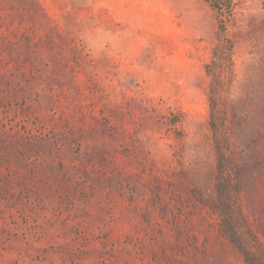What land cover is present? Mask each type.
<instances>
[{
    "label": "rangeland",
    "instance_id": "obj_1",
    "mask_svg": "<svg viewBox=\"0 0 264 264\" xmlns=\"http://www.w3.org/2000/svg\"><path fill=\"white\" fill-rule=\"evenodd\" d=\"M232 1L0 0V264H246L228 204L264 249V0Z\"/></svg>",
    "mask_w": 264,
    "mask_h": 264
},
{
    "label": "trees",
    "instance_id": "obj_2",
    "mask_svg": "<svg viewBox=\"0 0 264 264\" xmlns=\"http://www.w3.org/2000/svg\"><path fill=\"white\" fill-rule=\"evenodd\" d=\"M213 8L217 11L221 23L223 20H227L231 17L233 10L232 0H207ZM226 49L221 50L220 46L214 48L212 64L214 66H225L228 74H232V46L229 44L225 45ZM213 80L210 84V100L214 102V97L216 95V89L219 86V78L217 76L212 77ZM215 126H213L214 128ZM224 187L221 188L224 191ZM230 202V200H229ZM221 214V228L224 235L230 239V241L237 247L239 252L242 254L246 264H264V249L261 245L253 247L247 239L244 240L242 233L239 228H241V218L238 214L236 206H223L219 210Z\"/></svg>",
    "mask_w": 264,
    "mask_h": 264
}]
</instances>
